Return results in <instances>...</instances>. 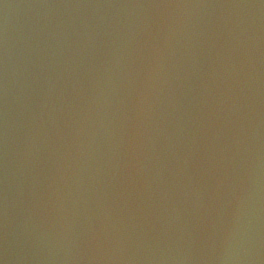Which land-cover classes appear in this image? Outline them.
<instances>
[{
    "label": "water",
    "instance_id": "water-1",
    "mask_svg": "<svg viewBox=\"0 0 264 264\" xmlns=\"http://www.w3.org/2000/svg\"><path fill=\"white\" fill-rule=\"evenodd\" d=\"M261 4L0 0V264H264Z\"/></svg>",
    "mask_w": 264,
    "mask_h": 264
}]
</instances>
